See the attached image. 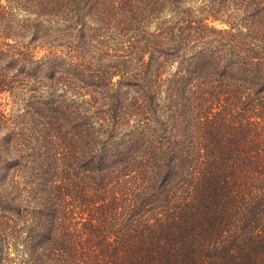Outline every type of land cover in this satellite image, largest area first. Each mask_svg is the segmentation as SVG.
<instances>
[{"label": "trees", "instance_id": "trees-1", "mask_svg": "<svg viewBox=\"0 0 264 264\" xmlns=\"http://www.w3.org/2000/svg\"><path fill=\"white\" fill-rule=\"evenodd\" d=\"M0 264H264V0H0Z\"/></svg>", "mask_w": 264, "mask_h": 264}, {"label": "rangeland", "instance_id": "rangeland-1", "mask_svg": "<svg viewBox=\"0 0 264 264\" xmlns=\"http://www.w3.org/2000/svg\"><path fill=\"white\" fill-rule=\"evenodd\" d=\"M201 6V3L200 2H197V3H195V5H194V8H198V7H200ZM23 15V14H22ZM63 87V88H62ZM62 89V90H61ZM53 90H55L57 93H59V92H62V91H66V90H68L69 91V88L68 87H64V86H57L55 89H49L48 90V94H50V93H52L53 92ZM70 93V92H69ZM1 101L3 102V103H5V102H7V104H6V106H4V108H5V112L6 113H9V114H11V120H13V121H16V118L14 117V116H18L19 115V113H21V110H20V108H21V106H16L15 105V101H16V98H12V101L10 100V97L9 96H7V93L6 94H3L2 95V98H1ZM12 127H14V126H12ZM27 231V228H25L24 226L22 227H20L19 228V231H18V235H19V239L20 240H22V239H24V237L26 236L25 235V232ZM22 249V248H21Z\"/></svg>", "mask_w": 264, "mask_h": 264}]
</instances>
